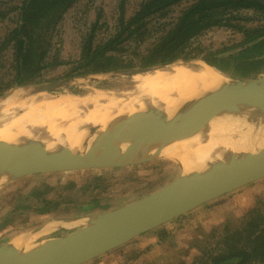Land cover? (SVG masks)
Masks as SVG:
<instances>
[{"label": "rangeland", "instance_id": "rangeland-1", "mask_svg": "<svg viewBox=\"0 0 264 264\" xmlns=\"http://www.w3.org/2000/svg\"><path fill=\"white\" fill-rule=\"evenodd\" d=\"M143 1L80 0L46 35L49 43L43 64L49 65L48 68L35 76L31 84L19 86L16 81L13 45H5V42L10 31L19 22V11L9 10L20 8L24 0H0L1 11L9 12L0 21V105L4 101L2 99L17 87L31 90L36 85L67 79L66 75L80 60L82 43L90 36L93 28L95 27L94 44L109 39L118 30L121 14L125 18L131 17ZM189 4L184 2L174 7L164 19H160L161 27L139 47V51L144 52L152 42L159 39L162 26L172 27ZM232 14L247 19L233 21L234 24L239 22L247 28L262 24L260 17L252 11ZM242 39V35L232 29L215 27L194 39L190 47H200L206 52L218 51L233 48ZM240 48H233L228 52L236 55L242 51ZM125 56L127 54H123ZM202 66L210 67L201 60L179 61L148 73L170 72L173 67L198 70ZM137 68L139 67L134 69ZM220 73L229 84L235 82ZM145 74L72 77L73 82L69 86L50 94L78 97L93 95L100 90L110 97H123L126 101L127 97L137 92L136 76ZM263 75L264 72H261L253 79ZM180 173L181 167L176 161L157 160L119 169L34 175L3 182L0 184V245L12 243L17 246L27 231L49 222L100 214L124 207L163 188ZM94 201L98 202L100 208L93 209ZM263 228L264 179L199 207L86 264H134L144 255L148 258L150 254L156 256L158 262L150 263L148 259L137 264H213L215 258L226 254L230 248H243L247 244L249 246V242L255 237V231ZM74 230L76 228L67 227L58 231L37 232L38 234H31L29 240L62 237ZM160 250L166 252L163 257L157 253ZM249 264H264V260L256 258Z\"/></svg>", "mask_w": 264, "mask_h": 264}, {"label": "water", "instance_id": "water-1", "mask_svg": "<svg viewBox=\"0 0 264 264\" xmlns=\"http://www.w3.org/2000/svg\"><path fill=\"white\" fill-rule=\"evenodd\" d=\"M228 55L231 52L223 56ZM164 66L98 75L145 74ZM226 76L235 81L228 92L184 102L168 113L147 111L140 122L108 146L92 138L83 151L54 138L32 142L31 137L16 136L10 141L0 140L2 182L34 175L119 169L157 160H174L181 167V173L172 182L124 207L49 222L27 231L17 246L1 244L0 264H86L199 207L264 179V75L250 80ZM72 82V78H67L32 88L50 94ZM258 112L262 115V130L257 150L229 154L216 165L197 173H187L178 159L163 151L164 145L182 130L209 127L216 121L227 119L250 121ZM95 128L99 130V127ZM67 227L76 230L52 239H26L37 232Z\"/></svg>", "mask_w": 264, "mask_h": 264}, {"label": "trees", "instance_id": "trees-1", "mask_svg": "<svg viewBox=\"0 0 264 264\" xmlns=\"http://www.w3.org/2000/svg\"><path fill=\"white\" fill-rule=\"evenodd\" d=\"M79 1L24 0L20 8L9 10L19 11V22L10 31L5 42V45H13L17 85L31 84L35 76L48 68L49 65L43 64L49 43L46 35ZM184 2L190 4L176 23L170 28L162 26L159 39L152 42L144 52H140L139 47L161 27L160 19H164L169 11ZM240 11L254 12L260 17L262 24L255 28H247L239 22L234 24L233 21H247L246 18L232 14ZM8 13L0 9V21ZM215 27H226L240 33L242 42L233 48H246L236 55L223 56L233 48L206 52L200 47H190L194 39ZM94 35L95 27L82 43L79 62L66 78L195 60H201L236 80L253 79L264 72V0H144L131 17L125 18L121 14L118 30L109 39L94 44ZM123 54L127 56L123 57ZM93 206V209L100 208L97 201H94ZM256 258L264 260V228L255 231V237L249 242V246L232 247L212 263L249 264Z\"/></svg>", "mask_w": 264, "mask_h": 264}, {"label": "bare ground", "instance_id": "bare-ground-1", "mask_svg": "<svg viewBox=\"0 0 264 264\" xmlns=\"http://www.w3.org/2000/svg\"><path fill=\"white\" fill-rule=\"evenodd\" d=\"M136 80L137 92L126 101L100 90L78 97L39 93L34 88L14 90L0 105V140L10 141L16 136L31 137L32 142L54 138L83 151L92 138L108 146L140 122L147 111L168 113L184 102L224 94L235 83L229 84L220 72L204 66L198 70L173 67L170 72L138 75ZM261 120L258 112L250 121L227 119L209 127L185 129L171 138L163 151L178 159L187 173H197L229 154L257 150ZM3 180L0 177V184Z\"/></svg>", "mask_w": 264, "mask_h": 264}, {"label": "crops", "instance_id": "crops-1", "mask_svg": "<svg viewBox=\"0 0 264 264\" xmlns=\"http://www.w3.org/2000/svg\"><path fill=\"white\" fill-rule=\"evenodd\" d=\"M110 209V208H109ZM106 210H108V209H106ZM113 210H115V209H113ZM154 251H156V250H154ZM157 253H159L158 255H162V257H163V255H165L166 254V252L164 251V250H160L159 252H157ZM156 253V254H157ZM148 259H150V263H156V262H158L156 259V256H153L152 254H150V256H148V258L144 255V257H142V258H140L139 260H138V262H136V263H134V264H137V263H143V261H147ZM161 260H163V258L161 259ZM161 260H159V261H161Z\"/></svg>", "mask_w": 264, "mask_h": 264}, {"label": "flooded vegetation", "instance_id": "flooded-vegetation-1", "mask_svg": "<svg viewBox=\"0 0 264 264\" xmlns=\"http://www.w3.org/2000/svg\"><path fill=\"white\" fill-rule=\"evenodd\" d=\"M215 68V67H214ZM217 69V68H216Z\"/></svg>", "mask_w": 264, "mask_h": 264}]
</instances>
